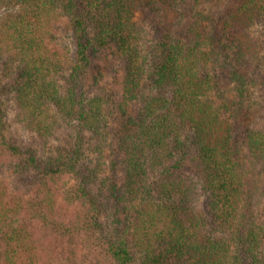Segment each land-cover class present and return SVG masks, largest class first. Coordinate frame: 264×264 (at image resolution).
<instances>
[{
    "label": "trees",
    "instance_id": "trees-1",
    "mask_svg": "<svg viewBox=\"0 0 264 264\" xmlns=\"http://www.w3.org/2000/svg\"><path fill=\"white\" fill-rule=\"evenodd\" d=\"M262 31L264 0H0V264H264Z\"/></svg>",
    "mask_w": 264,
    "mask_h": 264
},
{
    "label": "rangeland",
    "instance_id": "rangeland-1",
    "mask_svg": "<svg viewBox=\"0 0 264 264\" xmlns=\"http://www.w3.org/2000/svg\"><path fill=\"white\" fill-rule=\"evenodd\" d=\"M141 14L139 16V19L141 18V20H144L146 18V16H143ZM262 34H260L261 39L264 42V31L261 32ZM264 55V53H263ZM252 106L254 109V113H253V118L254 121L257 125L262 124L264 125V89H260L256 92H254L253 97H252ZM11 181H15L17 182V180H11ZM65 181L68 183L69 187H74L76 184V180L74 179V177L72 176H68L66 177ZM80 258L83 257L82 254L79 255ZM92 264H97V262H92ZM99 264V263H98Z\"/></svg>",
    "mask_w": 264,
    "mask_h": 264
}]
</instances>
